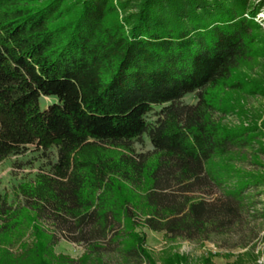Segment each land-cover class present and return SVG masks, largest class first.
Segmentation results:
<instances>
[{
    "label": "trees",
    "instance_id": "trees-1",
    "mask_svg": "<svg viewBox=\"0 0 264 264\" xmlns=\"http://www.w3.org/2000/svg\"><path fill=\"white\" fill-rule=\"evenodd\" d=\"M262 5L0 0V163L30 145L58 156L50 174L21 185L27 204L16 208L0 193V264H105L113 243L126 264H156L138 228L199 241L224 233L246 190L264 185V172L236 165L255 143L263 149L264 122L216 116L244 115L247 95L264 96L263 75L250 72L264 58ZM195 93L196 104L183 102ZM50 96L57 101L42 109ZM146 133L152 157L124 154ZM27 232L31 242L22 240ZM57 233L86 243L85 254H57ZM15 240L18 255L9 250Z\"/></svg>",
    "mask_w": 264,
    "mask_h": 264
},
{
    "label": "rangeland",
    "instance_id": "rangeland-1",
    "mask_svg": "<svg viewBox=\"0 0 264 264\" xmlns=\"http://www.w3.org/2000/svg\"><path fill=\"white\" fill-rule=\"evenodd\" d=\"M261 0H250L251 4H258ZM256 20L263 26L264 31V5L259 10ZM250 70L251 74L258 77L260 74L264 77V58L253 64ZM184 103L196 104L197 95L189 94L182 98ZM57 99L43 97L41 99L42 109L56 102ZM244 106V115L237 113H217V117L222 122L229 125L248 124L250 121L257 120L258 123L264 122V96L247 95L242 101ZM162 106H155L152 112L148 114L149 122L153 123L159 118L158 113ZM264 144V136L261 137ZM102 144V143H101ZM98 144L104 148L105 154L115 157L112 152L113 146ZM130 149L124 154L130 155L137 161L148 159L153 156L155 150L148 134L141 135L138 139H133L126 143ZM255 143L252 148L245 149L247 158H242L236 162L238 168H242L245 174L251 172H264V146ZM116 151V150H114ZM110 152V153H109ZM109 155V156H110ZM111 157V156H110ZM108 157V158H110ZM258 158V159H257ZM57 149L43 150L30 145L24 148L23 152L12 155L0 163V193L8 200V204L19 208L27 204L26 195L21 191V185L24 183H34L38 173L50 174L53 166L57 163ZM206 190L210 188L206 187ZM218 196L222 194L221 189L214 188ZM245 203L243 208L235 217L226 219L228 226L224 233L211 234L204 236L203 239L192 240L183 237H170L164 231H152L147 228H138L137 231L145 232L150 252L152 253L156 264H165L166 255L178 253L187 256L189 262L186 264H264V185L250 187L244 195ZM229 220V221H228ZM44 224L51 230H54L52 221L43 218ZM54 249L57 254L65 255L69 259L78 261L87 251L86 243L74 241L71 234H58ZM33 236L29 232L23 236V241L31 242ZM20 241L15 240L9 250L18 255L20 250ZM115 244L107 245L110 251L103 255L105 264H126L122 257L112 251ZM206 257H210L211 262H206ZM131 264H151L146 260L133 259ZM185 264V263H184Z\"/></svg>",
    "mask_w": 264,
    "mask_h": 264
}]
</instances>
